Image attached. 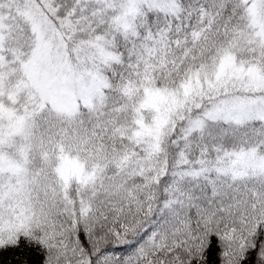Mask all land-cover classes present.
<instances>
[{"label":"snow or ice","instance_id":"obj_1","mask_svg":"<svg viewBox=\"0 0 264 264\" xmlns=\"http://www.w3.org/2000/svg\"><path fill=\"white\" fill-rule=\"evenodd\" d=\"M0 264H264V0H0Z\"/></svg>","mask_w":264,"mask_h":264}]
</instances>
